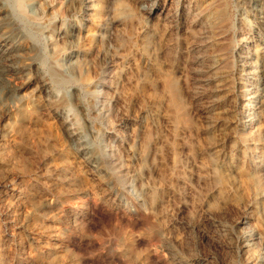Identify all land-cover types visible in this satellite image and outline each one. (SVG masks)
Here are the masks:
<instances>
[{
    "label": "rangeland",
    "instance_id": "obj_1",
    "mask_svg": "<svg viewBox=\"0 0 264 264\" xmlns=\"http://www.w3.org/2000/svg\"><path fill=\"white\" fill-rule=\"evenodd\" d=\"M122 2L107 17L94 0L83 18L65 0H0V264H249L253 252L264 264V101L255 122L244 111L264 89L241 66L264 64V2L221 0L230 27L205 28L202 40L175 20L167 37L176 4ZM211 57L223 71L216 95L203 81ZM12 115L13 132L3 128ZM62 157L69 171L57 182Z\"/></svg>",
    "mask_w": 264,
    "mask_h": 264
},
{
    "label": "bare ground",
    "instance_id": "obj_2",
    "mask_svg": "<svg viewBox=\"0 0 264 264\" xmlns=\"http://www.w3.org/2000/svg\"><path fill=\"white\" fill-rule=\"evenodd\" d=\"M255 1V3H259L261 1L264 2V0H253ZM65 11L68 14H73L75 12L81 11V13L83 14L82 17L84 18V16H89L90 11L93 10V6H94V0H85L82 3V0H65ZM130 2V1H129ZM132 2V1H131ZM97 4V3H96ZM171 4H176V8L179 10H176V13L174 14V16L170 15L168 13V8H167V37L172 33L174 27L171 25V20H175L176 25L180 24V27L186 26L185 28V33H189L191 35L194 36V38L196 37L197 39L200 38L202 40L203 36L200 33L205 32V28H208L210 30L216 29L220 32H224L226 30L229 29L230 27V23H229V18H228V14L225 10V7L223 6V4L221 3V0H203L202 3H192L189 0H167V7L170 6ZM188 4L186 11L184 10L186 7L185 5ZM105 7H106V13H107V17L109 16V14L112 13H117L118 15L123 13V9H124V5L122 0H105L104 3ZM182 8V9H181ZM184 8V9H183ZM154 9V8H153ZM152 8H148L147 10H145L146 15H150L154 10ZM105 13V14H106ZM104 14V13H103ZM142 14V13H141ZM102 17V16H101ZM175 18H178V21H176ZM259 22L264 23V6L262 8L261 11V15H259L258 17ZM110 22V21H109ZM173 24V23H172ZM106 25V23H102L101 26L104 27ZM113 25V24H112ZM137 26V25H136ZM143 27V26H142ZM59 29V28H58ZM160 30L162 32H165V28L161 27ZM159 30V32H161ZM196 30H199L196 32ZM99 33V32H98ZM156 34L153 33V35ZM165 34V33H164ZM200 34V35H198ZM209 34V33H208ZM249 34V33H248ZM204 35V33H203ZM188 36V35H187ZM156 37V35H155ZM160 37V36H159ZM159 39V38H158ZM168 40V39H167ZM199 40V41H201ZM220 40V39H219ZM149 38L146 37L143 42H142V46H143V52L142 54L144 56L149 55L148 53H146V49L148 48L147 46L149 45ZM194 41V40H193ZM197 40V42H199ZM104 43V42H103ZM164 44V43H163ZM258 47V53H259V58L263 59L264 58V50L262 47V43L258 42L257 44ZM162 47V46H161ZM160 47V48H161ZM4 49V48H3ZM164 51V50H163ZM229 52H231L232 54L234 53V49L231 48L229 50ZM257 52V51H256ZM12 53V52H11ZM100 53V51H99ZM204 54V53H203ZM201 55V54H200ZM205 55V54H204ZM215 55V54H214ZM218 57V56H217ZM192 58V56H191ZM212 59H210L207 65V73L206 78L203 80L206 83L211 81L213 87H212V93L214 95L218 94L220 91L223 90V85L222 84V78H223V71L219 72V70H221L222 66L221 63L218 62V60H216L214 57H211ZM163 60V59H162ZM207 61V59H206ZM205 61V62H206ZM259 61V60H258ZM198 62H202L200 60L199 57V61ZM221 62V61H220ZM203 63V62H202ZM201 63V64H202ZM241 66L243 67V70L245 72V74H248L249 78L248 80H252V81H256V80H260L261 86H263L264 89V64L262 65L259 64L257 65V63H251L249 61H247V57H243V60L241 61ZM2 64V63H1ZM205 64V63H204ZM153 69L155 70V72L158 71V66L156 64H154ZM201 71L202 69L198 70L197 72ZM154 73V72H153ZM185 74V73H184ZM194 74V73H193ZM148 75V74H147ZM172 75V74H170ZM178 75V74H177ZM149 76V75H148ZM165 77L163 78V82H162V88L164 87L166 93L168 91V95H169V99L168 101L170 102L171 106L175 109V110H180L182 109V102L179 96V92H178V86L177 83L175 81L174 78L164 75ZM247 77V75H246ZM199 78V77H198ZM158 79V78H157ZM160 79V77H159ZM249 80V81H250ZM249 83V82H248ZM252 84H255L253 82H251ZM148 84H151L150 82H148ZM210 85V84H209ZM147 86V85H146ZM255 86V85H254ZM227 87V86H226ZM252 87V85H251ZM150 88V87H149ZM185 88V87H184ZM253 88V87H252ZM187 89V88H186ZM151 91V90H150ZM157 91V90H156ZM164 91V92H165ZM253 92V91H252ZM259 92V91H258ZM158 94V93H157ZM164 94V93H163ZM159 95V94H158ZM165 95V94H164ZM163 95V97H164ZM258 96V95H257ZM257 96H251L250 98H248L245 106H244V111L249 110L248 111V115L250 117V115L252 114V116L249 118V121L252 122L255 119L253 118V113L255 112L256 108L258 107L259 104H261L264 101V95L263 98L260 97L259 99H257ZM166 97V96H165ZM156 98V97H155ZM187 98V97H186ZM165 99V98H164ZM217 99V98H216ZM211 100V99H210ZM167 101V100H165ZM152 102V101H151ZM157 102H155L156 104ZM160 103V102H159ZM158 104V103H157ZM156 104V105H157ZM159 105V104H158ZM27 106V105H26ZM160 106V105H159ZM262 106V104H261ZM21 107V106H20ZM177 111V112H178ZM20 112V111H19ZM180 115V114H179ZM13 116V115H12ZM167 116V115H166ZM182 118V117H181ZM11 119V118H10ZM9 120V119H8ZM24 120V119H23ZM167 120V119H166ZM257 121V120H256ZM25 122V121H24ZM255 122V121H254ZM17 125H18V121L17 119H15V116H13L12 121L10 122H6L5 124H3V128H7L8 126L10 127V130L13 132L15 130H17ZM39 127V126H38ZM167 128V127H166ZM21 130V128H20ZM19 131V130H18ZM21 132V131H20ZM2 133V132H1ZM8 133V132H7ZM10 133H8L9 135ZM141 134V133H140ZM2 138H0V140H2L4 137H6L4 135L0 136ZM161 137V136H160ZM16 138V137H15ZM28 138V137H27ZM11 139V138H10ZM7 141V140H6ZM11 141V140H10ZM4 142V140H3ZM37 142V141H36ZM142 142H144L142 140ZM146 142V141H145ZM182 142V141H181ZM12 144V142H11ZM26 144V143H25ZM54 144V143H53ZM6 146V145H5ZM142 146V145H141ZM14 147V146H13ZM30 148V147H29ZM8 150V149H7ZM157 150V149H156ZM13 151V150H12ZM158 151V150H157ZM141 156H144L147 153V150L145 149V146L143 145L142 147V151L140 152ZM149 153V152H148ZM153 153V152H152ZM171 155V154H170ZM217 153H213L212 155V161L215 160ZM147 156V154H146ZM242 156V155H241ZM11 159V158H10ZM6 161V160H5ZM211 161V162H212ZM69 158L68 157H62V159H59V161H57L56 165H54V168H52L51 173H53L55 175V180L57 182H62V180L65 177V173L68 170L69 167ZM45 166V165H44ZM76 167V166H75ZM8 168V167H7ZM4 169V168H3ZM198 169V168H197ZM5 170V169H4ZM49 170H47V168L45 167V173L48 172ZM49 171V172H50ZM21 173V172H20ZM68 173V172H67ZM47 174V173H46ZM70 174V173H69ZM82 174V173H81ZM17 175V174H16ZM73 175V174H72ZM45 176V175H44ZM157 176V175H156ZM166 176V175H165ZM262 176V175H261ZM34 178V177H33ZM18 179V178H17ZM77 178L76 176H72V177H68L67 179H65V181L67 180L68 182H73L75 181ZM52 180V179H51ZM14 181V180H13ZM23 181V180H22ZM27 181V180H26ZM51 182V181H50ZM53 182V181H52ZM79 182V181H78ZM49 183V181H48ZM45 184V182H44ZM56 185V184H55ZM96 185V184H95ZM17 188L14 189H18V192L22 191L23 189H25L27 187L26 182H19ZM45 186V185H44ZM76 186V185H75ZM29 187V186H28ZM66 187V186H65ZM68 188V186H67ZM13 189V190H14ZM51 189V188H50ZM52 190V189H51ZM89 190V189H88ZM16 192V191H15ZM33 192V191H32ZM145 192V191H144ZM147 192V199L148 201H151L153 199V196L151 192L148 193ZM74 193V192H73ZM151 193V194H150ZM146 194V193H144ZM195 194V193H194ZM74 196V194H73ZM38 197V196H37ZM16 199V198H15ZM21 199V198H20ZM38 199V198H37ZM145 199V198H144ZM191 200V199H190ZM43 201V200H42ZM160 201V200H159ZM19 202V201H17ZM20 203V202H19ZM153 203V202H152ZM92 207V206H91ZM26 208V207H25ZM152 209V208H151ZM18 211V210H17ZM26 212V211H25ZM200 213V212H199ZM32 217V216H31ZM23 218V217H22ZM36 220V219H35ZM72 220V219H71ZM39 221V220H38ZM37 222V221H36ZM81 222V221H80ZM40 225V224H39ZM71 225V224H70ZM73 226L77 225V220L76 217H74L73 220ZM55 233V232H54ZM57 233V232H56ZM253 236V235H252ZM256 236V235H255ZM236 240L238 242H240V249L242 252H249L251 251V244L250 241H252L251 236L244 234L241 231H238L235 235ZM35 239V238H34ZM58 239V238H57ZM254 239V238H253ZM60 245V244H59ZM64 245V244H63ZM259 245V244H258ZM52 247V246H51ZM62 247V246H61ZM134 249V248H133ZM255 250V249H254ZM172 261V260H171ZM256 262V264H259L260 259H257V255L253 252L252 253V261H249V264H251L252 262ZM263 264V263H262Z\"/></svg>",
    "mask_w": 264,
    "mask_h": 264
}]
</instances>
